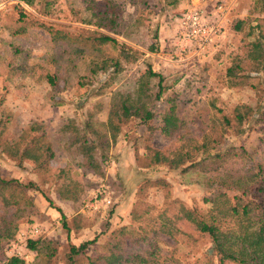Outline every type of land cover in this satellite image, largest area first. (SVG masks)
<instances>
[{"label":"rangeland","instance_id":"1","mask_svg":"<svg viewBox=\"0 0 264 264\" xmlns=\"http://www.w3.org/2000/svg\"><path fill=\"white\" fill-rule=\"evenodd\" d=\"M117 1L123 10L124 33L114 35L98 30L111 34L119 44L76 55L73 42L53 41L32 22L53 24L80 35L86 34L87 29L96 30L82 22L87 15L84 0H0V176L23 183L32 180L37 185L28 192L35 209L20 213L23 215L16 220L14 237L2 244L1 252L7 257L18 255L27 264L33 263L35 252L26 243L30 228L37 225L39 233L32 237L41 241L37 256L40 264H64L70 244L97 237V243L81 255L84 262L85 256L93 254L114 229L138 224L132 220L138 197L150 206L151 215L174 204L206 213L210 203L203 199L211 190L198 184L197 172L137 164L136 155L144 154L148 143L163 149L185 138L200 142L207 135L219 139L218 143H210L214 152L243 145L254 161L264 163V123L257 122L256 115L244 118L238 134H219L223 115L232 116L241 105L264 106L262 74L251 73L237 86H230L226 76L232 58L251 39L245 34L249 24L238 33L231 29L233 23L244 19L254 24L255 19L264 18V0H147V5L136 6L128 0ZM192 7L200 8L207 21L218 28L205 48H198L182 34L180 15ZM122 43L131 48L135 60L125 61L119 55ZM106 55L120 59L123 69L110 79L94 78L88 72L89 60ZM148 66L161 75L164 88L150 105L152 124L160 125L161 113L173 103L182 127L169 136L158 128L149 135L138 119H130L111 149L98 153L102 156L101 174L80 167L78 157L67 147L68 134L61 131L66 117L81 121L85 109L95 111L99 106L96 116L104 119L111 94L132 89ZM47 74L54 77L53 86L47 83ZM158 79H150L152 92L158 90ZM32 123L43 126L45 140L54 153L41 166L11 158L2 151L3 145L19 139L27 142L33 135L28 131ZM142 186L145 189L141 192ZM105 194L111 199L108 205L102 200ZM56 208L63 211L68 229L62 226ZM195 237L178 236L175 241H168L169 246L162 244L163 255L168 257L171 253L169 260L176 264H205L203 258L210 252V243L206 238ZM46 240H51L50 258H46L47 248L42 245ZM145 249L146 244L139 243L133 250Z\"/></svg>","mask_w":264,"mask_h":264},{"label":"trees","instance_id":"2","mask_svg":"<svg viewBox=\"0 0 264 264\" xmlns=\"http://www.w3.org/2000/svg\"><path fill=\"white\" fill-rule=\"evenodd\" d=\"M128 1L133 6L148 3L147 0ZM84 3L87 15L82 22L95 26L96 30L87 29L86 34L80 35L56 28L53 24L38 21H33L32 24L46 31L53 41L73 42V53L76 55H83L88 49L99 52L104 45H118V40L109 33H124L125 20L120 3L117 0H84ZM261 8L264 9V1ZM246 24L249 27L245 34L251 39L239 48L240 53L235 54L226 68L230 86L239 85L251 73L262 74L264 78V18L255 19L254 24L250 20L236 19L231 29L243 32ZM79 42L83 44L80 45ZM118 48L123 60L136 59L131 48L125 44H120ZM154 49L149 48L151 51ZM122 69V61L108 55L90 59L88 63V72L94 78L105 76L110 79ZM152 77L159 78L158 90L155 92L151 91ZM46 81L53 86L55 80L52 75L47 74ZM163 89L161 75L148 66L139 75L132 89L116 90L111 94L104 119L96 116L97 111H100L99 106L95 111L85 109L84 119L81 121L72 116L66 117L61 131L68 134L67 147L78 157L77 164L101 174L102 156L98 153L110 150L124 124L133 118L145 126L149 135L156 128L168 136L178 131L182 127V121L173 103L161 113V124H152L153 112L150 105L160 97ZM241 108H245V112H241ZM250 114L257 116V122L264 123V106L241 105L235 108L232 116H222L224 125H221L219 134L228 131L238 134L241 132L242 121ZM235 121L236 124H232ZM42 129L43 126L39 123H32L28 131L33 135L27 142L23 143V139H19L3 145L2 151L11 158L30 161L38 166L45 164L54 153L51 144L45 140ZM211 141L218 143L219 139H210L205 135L200 142H195L191 138H185L178 144L174 143L163 149L148 143L144 146V154L135 157L137 164L145 168L162 165L170 170L197 172L198 184L211 190L210 195L203 199L210 203L206 213L174 204L151 215L150 206L143 197H138L132 208V220L138 222L137 225H122L114 229L102 245L96 246L93 254L85 256L84 262L80 260L81 255L85 254L89 246L96 244L98 238L94 237L78 245L70 244L64 264H176L169 260L171 253H168V257L163 255L161 245L169 246L168 241H175L178 236L195 239V235L206 238L210 243V252L204 254L203 258L205 264H264V163L254 161L243 145L214 152ZM36 188L37 185L32 180L23 183L15 178L0 176V264H27L18 255H3L1 248L4 241L14 237L16 220L24 212L28 214L35 209L28 192ZM143 189L145 186L140 191ZM56 210L60 214L62 226L68 229L63 211L60 208ZM21 212L23 213L20 214ZM40 243L41 241L33 238L27 240L26 247L35 252L36 258L32 264H40L37 260ZM139 243L146 244V249L142 252L133 250ZM50 244L51 240L42 243L47 248L46 258L52 257Z\"/></svg>","mask_w":264,"mask_h":264},{"label":"built area","instance_id":"3","mask_svg":"<svg viewBox=\"0 0 264 264\" xmlns=\"http://www.w3.org/2000/svg\"><path fill=\"white\" fill-rule=\"evenodd\" d=\"M179 24L182 29L184 39L194 42L195 46L198 48H205L218 32L216 25L207 21L203 12L198 7H192L181 13ZM102 192L105 193L104 190H102ZM102 200L106 205L111 203V199L107 194L104 195ZM29 233L30 235H28L27 238H34L32 236L39 233L37 225H33L30 228Z\"/></svg>","mask_w":264,"mask_h":264},{"label":"crops","instance_id":"4","mask_svg":"<svg viewBox=\"0 0 264 264\" xmlns=\"http://www.w3.org/2000/svg\"><path fill=\"white\" fill-rule=\"evenodd\" d=\"M119 208H120V206H119Z\"/></svg>","mask_w":264,"mask_h":264}]
</instances>
